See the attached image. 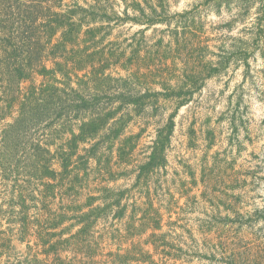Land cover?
<instances>
[{
  "label": "rangeland",
  "instance_id": "374dc122",
  "mask_svg": "<svg viewBox=\"0 0 264 264\" xmlns=\"http://www.w3.org/2000/svg\"><path fill=\"white\" fill-rule=\"evenodd\" d=\"M24 5L60 28L0 59V264H264V0H0V52Z\"/></svg>",
  "mask_w": 264,
  "mask_h": 264
},
{
  "label": "trees",
  "instance_id": "16d2710c",
  "mask_svg": "<svg viewBox=\"0 0 264 264\" xmlns=\"http://www.w3.org/2000/svg\"><path fill=\"white\" fill-rule=\"evenodd\" d=\"M32 8H35V6L32 5L23 6V11H22L23 19L20 20L19 23H16L11 26L10 20H7L9 21V32L12 33L14 31L18 37L16 36L6 39L4 43L8 45L7 48L9 49H7V51L6 50L1 51L2 53L0 52L3 55V57L0 55V59H8L12 55V52H20V54L17 55L16 59H14L13 62V71L16 72L15 75H18L19 81L28 79L31 71L34 72L35 70V72L38 73V72H45L47 70L44 64L42 63L43 60L45 59L43 53L45 52V50L50 49L51 51L55 47V44L54 45L52 44L50 46L51 37L54 36L57 30L60 28V27H56V28L52 27L51 29L52 34L49 37L46 38L33 37L31 33L35 32V30L37 29L38 21L37 18L33 17ZM18 14H20V10ZM67 36H68L67 31H63V33L61 34V40H60L61 42L58 43L62 47L66 46L65 41ZM34 57H37V63L34 64V67H29L30 65H27V63L30 64L31 59ZM57 64L59 63L58 62L55 63V65ZM26 70L29 71L28 75H26L25 73Z\"/></svg>",
  "mask_w": 264,
  "mask_h": 264
}]
</instances>
